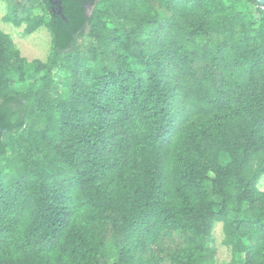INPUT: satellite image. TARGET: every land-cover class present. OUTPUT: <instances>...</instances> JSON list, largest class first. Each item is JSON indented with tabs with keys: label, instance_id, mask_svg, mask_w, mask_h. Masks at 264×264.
<instances>
[{
	"label": "trees",
	"instance_id": "trees-1",
	"mask_svg": "<svg viewBox=\"0 0 264 264\" xmlns=\"http://www.w3.org/2000/svg\"><path fill=\"white\" fill-rule=\"evenodd\" d=\"M41 1L47 23L31 18L35 0L3 22L26 36L46 24L48 64L0 30V159L8 136L32 139L29 157L0 167V264H98L109 239L112 264H215L218 223L231 264H264V8ZM54 69L59 99L13 91L14 72Z\"/></svg>",
	"mask_w": 264,
	"mask_h": 264
},
{
	"label": "rangeland",
	"instance_id": "rangeland-1",
	"mask_svg": "<svg viewBox=\"0 0 264 264\" xmlns=\"http://www.w3.org/2000/svg\"><path fill=\"white\" fill-rule=\"evenodd\" d=\"M227 1V0H224ZM20 3L19 17L24 18L28 16L30 5L32 2L29 0H0V30L5 34H9L12 38L16 48L20 51L21 57L25 58L28 63H31L35 60L43 64H48L51 60L52 50H53V36L49 27L45 24L42 28L37 30L35 33L26 36L24 34V29L26 24L22 25L20 28L15 27L13 24H6L3 22V18L8 15L10 11H13V5ZM241 2H244L241 0ZM241 8L245 11L248 9L251 11L252 16L255 12V6L242 3ZM34 11L32 12L31 18H36L48 22L49 13L47 12L45 6L42 4L41 0H35ZM89 27L85 31V38L83 42L88 44V34ZM210 44L212 46L216 45L217 40L222 39H210ZM207 44H209L207 42ZM202 46H207L205 43H202ZM83 49V48H81ZM83 53V52H82ZM28 76L25 77L23 81L20 80V73L18 71L14 72L12 76L13 91H25L28 85L33 83L39 87L37 91H40L42 103L45 102V99L57 100L61 95H65L66 88L63 85V76L59 73L60 71L54 69L51 76L49 77L48 72H42L39 76H35L33 70H28ZM48 80V81H47ZM49 82L53 83L52 88L48 89L45 87L44 83ZM36 88V89H37ZM42 104L35 105V111L37 116L41 115L42 109L40 108ZM39 129V128H38ZM9 142V155L4 159H0V167H6L8 163H16L18 158L21 156L29 157V152L32 150L31 138L29 133L22 132L17 136H8ZM229 162V158L225 155L221 157V163L226 165ZM8 168H6V173ZM259 189L264 191V178L259 183ZM211 246H214L215 249V264H231L232 262V251L231 248L223 245L224 233L223 226L221 223L215 224L211 230ZM175 241L177 244H183V239L179 234L175 235ZM114 240L109 239L107 245L104 249L103 255L100 257L98 264H112L115 257V249L113 248Z\"/></svg>",
	"mask_w": 264,
	"mask_h": 264
},
{
	"label": "water",
	"instance_id": "water-1",
	"mask_svg": "<svg viewBox=\"0 0 264 264\" xmlns=\"http://www.w3.org/2000/svg\"><path fill=\"white\" fill-rule=\"evenodd\" d=\"M52 3L54 4H59V2L61 3L62 0H50ZM256 3H258L262 8H264V0H254ZM92 7L89 6L88 7V14L91 13ZM62 12L60 11L59 14H61Z\"/></svg>",
	"mask_w": 264,
	"mask_h": 264
}]
</instances>
